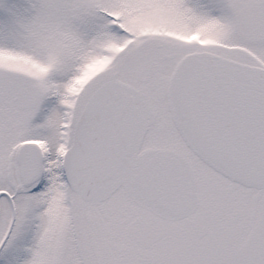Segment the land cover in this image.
<instances>
[{"label": "snow or ice", "instance_id": "snow-or-ice-1", "mask_svg": "<svg viewBox=\"0 0 264 264\" xmlns=\"http://www.w3.org/2000/svg\"><path fill=\"white\" fill-rule=\"evenodd\" d=\"M0 264H264V0H0Z\"/></svg>", "mask_w": 264, "mask_h": 264}]
</instances>
